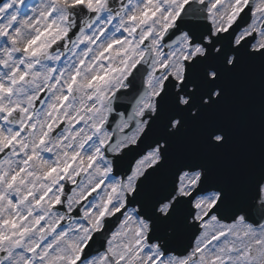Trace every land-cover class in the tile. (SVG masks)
Returning <instances> with one entry per match:
<instances>
[{
  "label": "snow or ice",
  "instance_id": "6c2138e0",
  "mask_svg": "<svg viewBox=\"0 0 264 264\" xmlns=\"http://www.w3.org/2000/svg\"><path fill=\"white\" fill-rule=\"evenodd\" d=\"M248 69L264 0H0V264H264Z\"/></svg>",
  "mask_w": 264,
  "mask_h": 264
},
{
  "label": "water",
  "instance_id": "95a60500",
  "mask_svg": "<svg viewBox=\"0 0 264 264\" xmlns=\"http://www.w3.org/2000/svg\"><path fill=\"white\" fill-rule=\"evenodd\" d=\"M263 93L264 92L261 90L260 87H256L255 97L257 99L261 98ZM232 136H233V144H235L239 149L242 150V154L244 156H247L249 153H253V154L256 153L257 161L260 159L261 149L262 147H264V144H263L264 141H262L260 145L256 147L255 151H253V150H250L242 141H240V139L238 138V136H236L234 132H232ZM243 162L248 163V160L245 159Z\"/></svg>",
  "mask_w": 264,
  "mask_h": 264
},
{
  "label": "rangeland",
  "instance_id": "374dc122",
  "mask_svg": "<svg viewBox=\"0 0 264 264\" xmlns=\"http://www.w3.org/2000/svg\"><path fill=\"white\" fill-rule=\"evenodd\" d=\"M26 2H28V0H26Z\"/></svg>",
  "mask_w": 264,
  "mask_h": 264
}]
</instances>
